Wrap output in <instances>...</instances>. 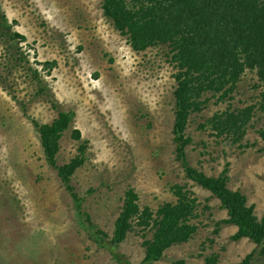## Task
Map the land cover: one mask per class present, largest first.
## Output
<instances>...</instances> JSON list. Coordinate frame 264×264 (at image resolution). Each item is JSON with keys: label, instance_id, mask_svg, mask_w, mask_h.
<instances>
[{"label": "rangeland", "instance_id": "374dc122", "mask_svg": "<svg viewBox=\"0 0 264 264\" xmlns=\"http://www.w3.org/2000/svg\"><path fill=\"white\" fill-rule=\"evenodd\" d=\"M0 18L26 40L0 33V264H119L91 239L57 171L45 159L33 120L49 122L60 109L74 112L72 127L87 141L86 160L72 182L91 222L112 235L124 192L134 187L142 207L175 201V183L187 184L198 204L197 231L149 264H264L251 239L231 238L237 226L221 222L227 210L212 193L187 178L172 132L177 71L167 45L134 50L102 9V0H0ZM57 60L39 74L32 68ZM255 70L246 69L227 98L205 91L192 112L186 146L192 166L209 175L228 169L229 186L241 190L264 216V108ZM53 102L58 107L53 106ZM255 105L245 137L237 143L216 135L209 119L227 108ZM59 163L78 153L67 130ZM152 232L136 225L118 246L140 264ZM252 254L250 258L247 256ZM248 260V262H246ZM182 261V263H180Z\"/></svg>", "mask_w": 264, "mask_h": 264}, {"label": "trees", "instance_id": "16d2710c", "mask_svg": "<svg viewBox=\"0 0 264 264\" xmlns=\"http://www.w3.org/2000/svg\"><path fill=\"white\" fill-rule=\"evenodd\" d=\"M102 9L114 27L127 36L134 50L143 51L156 45L170 47L171 62L177 69L174 74L172 129L177 159L185 176L209 190L227 210L228 217L218 223L237 226L231 238L247 237L264 254V216L259 217L255 213L254 205L248 203L241 190L229 186L228 169L209 175L192 166L186 154V146L191 141L186 128L191 113L202 109L201 97L205 91H214L219 94V100H223L236 89L246 69L255 70L261 87L259 105L264 108V0H102ZM0 18H5V15ZM1 21L0 33L10 41L26 40V36L13 30L11 24L3 25ZM40 63L43 68L29 67L38 79V91L47 89L46 83L41 85L43 79L39 72L44 69L49 74L57 60ZM53 106L58 107V104L53 102ZM254 112L253 104L227 108L216 112L209 123L216 135L228 136L237 143L245 137ZM73 117V111L60 109L53 120H33V123L39 133L45 159L57 171L71 195L76 214L89 230L91 239L99 247L107 249L119 264H132L118 246L136 225L152 232L149 238L145 234V254L140 264L157 261L172 245L187 242L198 229L192 222L198 198L187 184H173L171 190L176 200L166 201L156 210L148 205L142 207L134 187L127 188L112 235L91 222L90 215L83 209L84 198L72 182L76 170L86 160L87 149L81 130L72 127ZM70 129L72 137L80 141L78 153L59 163L60 141ZM216 263V255L205 258V264Z\"/></svg>", "mask_w": 264, "mask_h": 264}]
</instances>
